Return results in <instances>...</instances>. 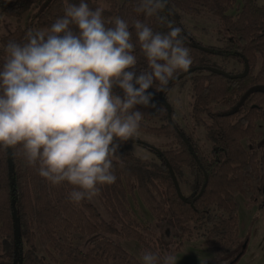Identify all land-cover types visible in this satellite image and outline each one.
<instances>
[{"label": "trees", "instance_id": "16d2710c", "mask_svg": "<svg viewBox=\"0 0 264 264\" xmlns=\"http://www.w3.org/2000/svg\"><path fill=\"white\" fill-rule=\"evenodd\" d=\"M86 2L90 8L98 7L95 0ZM139 2L104 0L106 24L115 17L127 21L135 44L133 21L139 19L154 32L162 33L169 31L171 22L182 29L181 37L192 58L189 68L177 72L165 91H157L158 81L147 90L154 93L155 108L136 106L143 113L140 131L171 137L165 149L151 147L160 162L138 158L120 145L112 158L117 180L103 186L98 195L113 221L110 223L90 200L71 202L68 195L72 186L67 182L53 186L12 149L0 150V264H48L39 255L37 242L54 263L141 264L140 258L113 236L137 242L140 254L149 250L161 256L162 237L169 238L175 242L169 252L176 255L192 230L203 225L208 226L202 235L203 245L224 260L239 242L236 196L255 201L253 186L257 185L264 197V138L258 129L260 122L264 123V92L251 93L230 113L246 90L264 85V5L258 0H168L167 7L157 15L146 17L135 11ZM64 3L65 0H0V16L16 20L13 29L0 35V59L9 41L22 43L29 29L50 27L63 15ZM201 11L218 21L223 45L197 42L179 16V12L196 15ZM134 54L139 74L147 64L138 44ZM214 56L232 58L242 65V70L232 73L216 67L210 62ZM186 74H192L190 116L195 125L204 127L205 138L211 143L209 152L172 120L171 107L166 109L160 102L171 85ZM115 91L122 95L121 89ZM155 118L165 122L147 123ZM134 139L135 136L127 141ZM183 167L192 175L187 196L177 178ZM138 201L147 209L153 224L134 211ZM167 222L168 237L166 232H156ZM72 233L85 236L87 245H74L69 241Z\"/></svg>", "mask_w": 264, "mask_h": 264}, {"label": "clouds", "instance_id": "9594fccd", "mask_svg": "<svg viewBox=\"0 0 264 264\" xmlns=\"http://www.w3.org/2000/svg\"><path fill=\"white\" fill-rule=\"evenodd\" d=\"M167 3L140 0L135 11L151 17ZM103 12L86 0H65L50 27L29 29L22 43L9 41L0 59V150L12 149L53 186L67 182L77 204L116 182L112 158L143 119L136 106L156 107L147 90L158 81L157 91H165L192 63L180 27L169 22L168 32H154L137 19L134 44L129 23L115 17L106 24ZM136 44L147 64L139 74ZM140 260L178 261L172 252L149 250Z\"/></svg>", "mask_w": 264, "mask_h": 264}, {"label": "rangeland", "instance_id": "374dc122", "mask_svg": "<svg viewBox=\"0 0 264 264\" xmlns=\"http://www.w3.org/2000/svg\"><path fill=\"white\" fill-rule=\"evenodd\" d=\"M98 6H104V0H95ZM260 5H264V0H258ZM28 13L24 15L22 21L26 20ZM179 16L188 31L193 35L195 40L205 46H221L224 43L222 34L220 32V25L218 21L206 12H199L196 15H188L179 12ZM16 25L14 17L0 16V35L7 33ZM210 62L216 67L222 68L227 72L236 73L242 70V65L232 58H223L221 56H214L210 58ZM259 65H257L258 69ZM191 75L186 74L176 81L167 90L163 96L170 104L172 109L171 118L176 122L186 133H191L198 144L205 152H209L211 143L205 138V130L202 126L195 125L190 116L191 105L193 101V89L191 84ZM165 121L160 119H151L147 123L150 125H161ZM260 137L264 138V123L258 125ZM137 140V141H135ZM171 140V137L156 136L154 134L146 133L138 130L134 141L122 143V147L127 152L134 156L146 159L153 162H160L158 157L152 152L151 147L165 149L166 144ZM181 175H179V187L184 195L190 194V182L192 175L187 167H183ZM255 201H250L241 195L236 196L239 204L238 209V237L239 242L232 247L231 253L227 259L240 253L239 258L232 264H264V197L259 193L258 186L254 185ZM101 215L110 223H113L110 215L101 204L98 196L90 200ZM139 217L146 221H153L143 204L138 201L133 207ZM170 225L167 222L161 226L160 230L157 228L156 232H166V237L170 234L168 231ZM208 226L203 225L200 228L192 230L190 236L185 238L180 250L176 253L177 264H226L227 259L221 260L219 255L213 251L211 247L203 245L205 240L202 236L205 234ZM114 239L125 249L130 251L136 257L140 258V245L132 240H124L117 236ZM79 247H84L87 244L85 236L72 233L69 241ZM163 249L162 254L169 252L174 248L175 242L169 238L162 237ZM39 255H41L48 264H62L60 262H52L48 259L45 252L39 243H36ZM231 254V256H229ZM234 257V258H235ZM233 258V259H234ZM230 264V263H227Z\"/></svg>", "mask_w": 264, "mask_h": 264}, {"label": "water", "instance_id": "95a60500", "mask_svg": "<svg viewBox=\"0 0 264 264\" xmlns=\"http://www.w3.org/2000/svg\"><path fill=\"white\" fill-rule=\"evenodd\" d=\"M216 71L220 72V73H223V74H227V72L223 71V70H220V69H216ZM264 92V85H256V86H252L250 87L248 90H246L244 92V94L240 97L239 101L237 102V104L230 110V113H234L238 108L239 106L244 102V100L253 92ZM160 102L164 105V107L166 109H169L171 106L170 104L165 100V98L163 97H160ZM240 256V253H238L236 255V257L230 262V264H232L235 260H237V258H239Z\"/></svg>", "mask_w": 264, "mask_h": 264}, {"label": "flooded vegetation", "instance_id": "af4514ba", "mask_svg": "<svg viewBox=\"0 0 264 264\" xmlns=\"http://www.w3.org/2000/svg\"><path fill=\"white\" fill-rule=\"evenodd\" d=\"M204 118L207 120V118L204 116ZM198 126H202V125H198ZM203 127V126H202ZM204 128V127H203Z\"/></svg>", "mask_w": 264, "mask_h": 264}]
</instances>
